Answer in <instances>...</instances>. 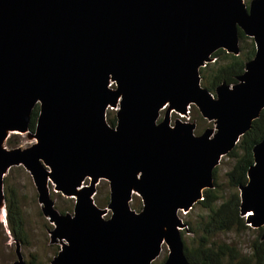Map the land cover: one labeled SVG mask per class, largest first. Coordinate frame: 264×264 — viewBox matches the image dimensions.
I'll return each mask as SVG.
<instances>
[{"label":"water","instance_id":"95a60500","mask_svg":"<svg viewBox=\"0 0 264 264\" xmlns=\"http://www.w3.org/2000/svg\"><path fill=\"white\" fill-rule=\"evenodd\" d=\"M239 30L254 57L212 94L200 69L219 49L237 55ZM191 106L212 126L200 135L194 123L170 122ZM263 109L264 0H0V190L11 168L29 174L61 241L52 264H153L164 245L162 264H190L179 213L214 187V169ZM9 134L34 143L8 149ZM252 154L240 213L257 229L264 139ZM100 181L108 218L93 200ZM50 185L73 200L72 213L56 211ZM16 252L14 264H30Z\"/></svg>","mask_w":264,"mask_h":264},{"label":"trees","instance_id":"16d2710c","mask_svg":"<svg viewBox=\"0 0 264 264\" xmlns=\"http://www.w3.org/2000/svg\"><path fill=\"white\" fill-rule=\"evenodd\" d=\"M250 1L244 0L246 4ZM254 54L253 39L245 36L239 30V53L234 55L223 49L215 51L211 56L212 62L200 69L201 86L214 94L215 89L223 83L226 85L237 83V78L243 75L246 63L254 57ZM190 108H193L195 118L198 121L205 122L194 106ZM37 117L38 107L36 106L31 113L28 126L30 132L35 129ZM107 121L113 126L115 117H108ZM199 133V130H194V134ZM18 136L17 134L9 136L5 146L8 149L17 148L20 144ZM263 139L264 109L259 117L252 122L250 129L244 133L233 150L225 156L232 162L230 169L225 173L228 190H223L218 183L216 179L217 169L215 168L213 171L214 187L204 190L202 199L194 205L198 214L195 218L182 220L186 227L185 230L181 231L184 255L190 264H264V227L257 229L249 227L245 217L240 213L241 202L239 197V187L247 183V171L253 164L252 148ZM6 176L2 181L5 218L15 244L20 247L27 245L24 214L17 185L9 184L7 182L9 178ZM225 194L228 196L225 197ZM133 197L137 198L136 196ZM107 199L109 200V196L105 198V201ZM67 202V208L59 209L56 207L59 214L64 215L72 212L73 200L68 199ZM141 207V201L137 204L136 202L132 203V210L135 212L141 210ZM248 232L253 233V238L249 241L248 253H243L237 245L220 241L219 238L220 235L227 233L242 235ZM28 263L36 264L34 260L28 261Z\"/></svg>","mask_w":264,"mask_h":264},{"label":"rangeland","instance_id":"374dc122","mask_svg":"<svg viewBox=\"0 0 264 264\" xmlns=\"http://www.w3.org/2000/svg\"><path fill=\"white\" fill-rule=\"evenodd\" d=\"M162 116L163 112H161L160 118H162ZM192 116L194 117L192 118ZM108 117L114 118L115 113L108 110L106 119H108ZM176 118L178 117L175 115H171V124H173V121ZM186 121L194 123L195 130H199L200 133L195 135H200L206 128L212 127L211 123L207 122L206 120L205 122L201 120L198 121L195 118V112H193V108H189L188 120ZM9 135L12 136L14 134ZM18 139L20 144L17 148L23 149L32 145L31 139H29V137L25 134L19 135ZM231 165L232 162L224 156L216 167V179L223 190H228L225 181V173L230 169ZM5 175H7L9 178V180H7L9 184L17 185L20 195L21 207L24 214L27 245H21L19 247V254L21 255L23 261L27 263L28 261L34 260L36 264H52V260L56 254V251H59L61 247V241H52L50 230L53 229L54 226L51 224V222L46 220V218L41 213L40 205L38 204L37 199L38 194L31 177L20 166L11 168L10 171H8ZM86 183H89V180H86ZM95 190L96 194L93 199L94 203L99 209L106 210V215L104 216V218H108L111 214L110 210L107 208L109 200L107 199V201H105V198H108L109 196L108 183H106L105 181H100ZM224 196L226 197L228 195L225 194ZM53 199L55 209L56 207H59V209L68 207V199L62 197L60 194H55V196L53 195ZM139 201H141L140 198L132 197V201L130 202L131 209L132 203L136 202L137 204L139 203ZM139 211L140 210L136 212ZM197 214L198 210L195 208V206H193L192 210H189V212L187 213L185 211H182L179 213V216L182 220H188L190 218H195ZM5 217L6 211L4 206V195L0 190V264H14V262L18 261L16 244L8 230ZM219 238L220 241H225L227 243L237 245V247L243 253H248L249 241L253 238V233L248 232L242 235L227 233L226 235H220ZM167 254L168 250L164 245L159 256L155 259L153 264H162L164 259L167 257Z\"/></svg>","mask_w":264,"mask_h":264},{"label":"bare ground","instance_id":"6f19581e","mask_svg":"<svg viewBox=\"0 0 264 264\" xmlns=\"http://www.w3.org/2000/svg\"><path fill=\"white\" fill-rule=\"evenodd\" d=\"M31 141H32V139H31ZM32 143H34V141H32ZM50 192H49V194H50V198L52 199V201L54 202V199L52 198V195H54L55 196V194H60V193H55L54 191H53V186L52 185H50ZM61 195V194H60ZM63 197V196H62ZM67 199H69V198H67ZM39 204V203H38ZM40 205V204H39ZM40 209H41V213H42V207H41V205H40ZM134 211V210H133ZM42 215H43V213H42ZM44 216V215H43ZM45 218H46V220H48L49 222H50V220H49V218L48 217H46V216H44ZM60 249H61V247H60ZM59 249V250H60ZM57 254H58V251L56 252V254H55V256H54V258L57 256ZM53 258V259H54Z\"/></svg>","mask_w":264,"mask_h":264},{"label":"built area","instance_id":"2783aa9c","mask_svg":"<svg viewBox=\"0 0 264 264\" xmlns=\"http://www.w3.org/2000/svg\"><path fill=\"white\" fill-rule=\"evenodd\" d=\"M188 114H189V109L187 110V113L185 114V115H183V114H174V113H171V115H175V116H177L178 118H176L174 121H176V120H180V121H182V122H188V121H186V120H188ZM171 115H170V121H171ZM181 119H183V120H181ZM174 121H173V123H174Z\"/></svg>","mask_w":264,"mask_h":264}]
</instances>
